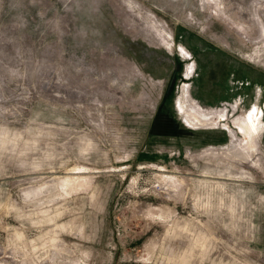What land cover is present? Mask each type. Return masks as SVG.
<instances>
[{
  "label": "rangeland",
  "instance_id": "rangeland-1",
  "mask_svg": "<svg viewBox=\"0 0 264 264\" xmlns=\"http://www.w3.org/2000/svg\"><path fill=\"white\" fill-rule=\"evenodd\" d=\"M0 264H264V0H0Z\"/></svg>",
  "mask_w": 264,
  "mask_h": 264
},
{
  "label": "bare ground",
  "instance_id": "bare-ground-1",
  "mask_svg": "<svg viewBox=\"0 0 264 264\" xmlns=\"http://www.w3.org/2000/svg\"><path fill=\"white\" fill-rule=\"evenodd\" d=\"M181 100V99H180ZM178 104V112L179 114H182L181 118L185 120V123L193 128H197L200 126H212L215 122L213 115L208 116L206 114L198 113L195 111H188L186 110L184 104L182 103L183 99ZM249 111V110H248ZM260 113V112H259ZM258 113V110L256 108V105L252 107V109L249 112H246L245 115H242L241 117H237L236 119L231 120L229 123L223 122V125L228 127V130L230 132V140L231 144L229 147H227L226 150H220V149H214L213 151H208L206 153L213 154V155H226L228 157L237 158L240 156V153L242 155H246V152L248 150L250 152L256 150L257 144L255 143L260 129H262V122H261V114ZM225 117V113H222L219 115L220 119H223ZM227 118V116H226ZM219 119V121H221ZM239 128L241 134L243 135L244 144L240 142L239 135L237 134L236 128ZM222 149V148H221Z\"/></svg>",
  "mask_w": 264,
  "mask_h": 264
}]
</instances>
